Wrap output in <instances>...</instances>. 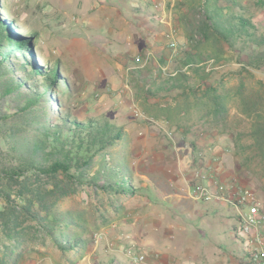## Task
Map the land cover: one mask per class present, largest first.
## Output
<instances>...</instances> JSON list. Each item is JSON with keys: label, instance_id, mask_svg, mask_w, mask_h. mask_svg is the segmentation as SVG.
I'll return each instance as SVG.
<instances>
[{"label": "rangeland", "instance_id": "374dc122", "mask_svg": "<svg viewBox=\"0 0 264 264\" xmlns=\"http://www.w3.org/2000/svg\"><path fill=\"white\" fill-rule=\"evenodd\" d=\"M199 1L0 0V11L33 34V47L46 56L36 60L59 59L71 81L77 78L72 71L83 74V67L98 68L109 59L105 76L116 79L102 84L96 70H86L81 86L72 81L69 105L79 119L105 115L122 125L128 139L120 151L139 179L127 197L84 186L63 199L60 207L72 212L89 238L79 256L62 253L45 238L30 244L18 264H99L110 253L127 257L131 238L145 253L141 264H248L232 228L236 209L195 195L193 175L205 176L203 167L213 162L217 181L247 186L264 204V146L254 133L258 116L264 117V62L246 65L245 55L195 29L198 15L191 7ZM241 1L264 30V7ZM138 5L151 14L133 8ZM187 54L197 59V71L186 64ZM184 76L199 91L190 92ZM207 87L220 92L224 112L216 113L202 96ZM208 187L213 190L212 183Z\"/></svg>", "mask_w": 264, "mask_h": 264}, {"label": "trees", "instance_id": "16d2710c", "mask_svg": "<svg viewBox=\"0 0 264 264\" xmlns=\"http://www.w3.org/2000/svg\"><path fill=\"white\" fill-rule=\"evenodd\" d=\"M254 4L264 7V0ZM133 8L151 14L145 5ZM191 8L198 15L195 29L205 38L216 37L242 53L246 65L264 62V30L241 0H200ZM18 25L11 13L0 11V264H18L30 244L45 238L62 253L79 256L89 238L72 212L60 207L63 199L84 186L127 197L136 193L139 180L120 151L128 139L122 125L105 115L77 118L69 105L75 92L70 76L59 59L39 63L35 55H45L33 47V34ZM185 57L197 71L195 56ZM183 80L190 92L199 91ZM202 90L215 112H224L220 92ZM258 117L255 141L264 146V117ZM99 264L133 263L110 253Z\"/></svg>", "mask_w": 264, "mask_h": 264}, {"label": "built area", "instance_id": "2783aa9c", "mask_svg": "<svg viewBox=\"0 0 264 264\" xmlns=\"http://www.w3.org/2000/svg\"><path fill=\"white\" fill-rule=\"evenodd\" d=\"M169 47L175 54L176 44L174 41L169 42ZM136 61H139V57H136ZM193 176L196 180L195 195L204 199L212 198L223 204L232 205L236 209V231L242 236L239 241L243 250L250 254L249 261L252 264H264V204L257 193L247 186L214 181L213 179V190H209L208 185L211 184L204 183V179H206L204 175L196 171ZM101 236V234L98 235V237ZM125 254L133 264H141L146 261L145 253L132 241L127 243ZM150 264L178 263L157 260ZM184 264H195V262L187 261Z\"/></svg>", "mask_w": 264, "mask_h": 264}, {"label": "crops", "instance_id": "0c3cea01", "mask_svg": "<svg viewBox=\"0 0 264 264\" xmlns=\"http://www.w3.org/2000/svg\"><path fill=\"white\" fill-rule=\"evenodd\" d=\"M109 64V59H102V63H100V66H98V68H97V64H95V63H91L90 65H89V67H83V74H81V72L82 71H80V69H77V72H79L78 74L77 73H75V75H73L74 74V71H72V76H75V77H77V78H75V79H73L72 81L74 82V84H76L75 83V81L78 83L77 84V87L78 86H81L80 84H81V82H82V76H84V77H86L87 76V74H86V70H89V69H93L94 71L96 70L97 71V73L100 75V77H101V82H102V84H105L107 81L108 82H112V80L114 81L116 78H115V76H112L111 77V75L109 74V75H106L105 76V74H107V72H106V67H107V65ZM109 66H110V64H109ZM78 67V66H77ZM80 68V67H79ZM63 69H67V68H63ZM85 70V71H84ZM68 72H70V71H68ZM98 83V82H97ZM107 84V83H106ZM82 88H84L83 86H82ZM76 89V88H75ZM76 91V90H75ZM209 164H210V162L208 163H206L205 164V167H203L204 168V171L206 172V174H205V176H206V179H204V182H207V183H209V184H211L212 183V181L214 180V181H217L218 180V178H217V174L215 173V170H216V166H215V164H213V162L211 163V165L209 166ZM213 165V166H212ZM204 166V165H203ZM216 176V177H215ZM213 179V180H212ZM220 180V179H219ZM130 241H132V242H134V239L133 238H131V239H129L128 240V242H130ZM135 243V242H134ZM119 256V255H118ZM155 260H153L152 262H154ZM151 263V262H150Z\"/></svg>", "mask_w": 264, "mask_h": 264}]
</instances>
